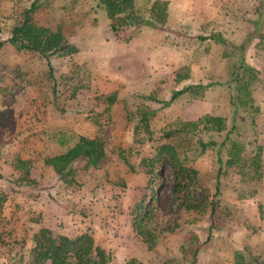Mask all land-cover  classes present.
<instances>
[{"label":"rangeland","instance_id":"rangeland-1","mask_svg":"<svg viewBox=\"0 0 264 264\" xmlns=\"http://www.w3.org/2000/svg\"><path fill=\"white\" fill-rule=\"evenodd\" d=\"M32 1L0 0V264H29L39 223H47L53 235L88 232L100 246L119 240L122 245L107 250L108 264L130 259L138 264H232L235 251L263 264L254 239L264 209L259 207L257 214L255 202L249 203L264 196V0H187L189 8L176 3L164 29L148 26L144 10L136 24L122 26L108 20L96 0H40L33 23L59 33L77 49L70 56L50 57L49 63L8 43ZM135 2L142 9L145 0ZM216 34L230 47L225 58L219 44L197 38ZM236 54L257 72L248 105L237 110L230 81ZM195 85L205 89H191L169 102L173 92ZM109 96L115 98L111 105ZM141 113L149 114L148 133L138 123ZM204 115L223 117L226 130L199 126L186 136L162 137L177 121ZM85 122L100 134L108 156L91 170L84 159L77 161L70 171L74 184L67 185L43 161L62 154L54 141L58 133L76 134L72 129L82 130ZM230 129L229 140L220 147ZM197 139L214 145L200 153ZM162 143L175 146L183 163L197 171L195 196L206 201L203 213L187 211L175 201L168 163H161L156 173L161 179L146 175L145 201L153 197L145 227L153 235L150 250L136 234L126 241L111 237L115 223L124 229L130 216L114 223L113 212L102 217L101 210L75 208L81 193L92 206L98 200L105 204V196H117L111 173L120 176L129 166L122 168L111 156L123 160L122 155L139 166ZM231 151L237 160L227 166ZM21 157L30 162V184L14 168ZM67 211L79 213L85 228H77L76 219L64 221Z\"/></svg>","mask_w":264,"mask_h":264},{"label":"trees","instance_id":"trees-1","mask_svg":"<svg viewBox=\"0 0 264 264\" xmlns=\"http://www.w3.org/2000/svg\"><path fill=\"white\" fill-rule=\"evenodd\" d=\"M97 6L100 7L108 20L120 22L122 26H130L136 24L139 20L138 12L144 10V18L146 24L156 29H164L168 24L169 19V3L166 0H145L143 8L139 9L135 0H96ZM40 0H33L28 9L25 10L22 20L16 24L8 39V43L14 45L16 49L23 51H30L37 53L43 57L47 63L49 58L53 56H70L74 54L77 49L74 46L68 45L63 41V37L43 26H38L32 21V14L39 7ZM113 29L114 26H112ZM198 40H213L214 43L219 44L223 50V57L228 56L227 41L221 35H211L208 37H197ZM3 43L0 42V47ZM232 49V48H231ZM235 55V53H234ZM237 56V57H236ZM236 67L230 78V81L235 84V91L237 95L233 99L234 109L245 107L249 102L248 89L257 78V72L252 67L244 64L242 54H236ZM191 89H205V86L195 85L189 86L182 90L172 93L169 102L174 101L179 96L185 94ZM108 104L111 105L115 98L113 96L107 97ZM248 101V102H247ZM166 104V103H165ZM151 114V113H150ZM148 113H141L138 120L139 125L148 133ZM225 119L220 116L204 115L195 121H177L175 127H168L164 131L162 137L165 139L173 136H180L189 134L199 126L204 131H212L220 133L226 130ZM233 128V127H232ZM137 131V129L135 130ZM223 142L219 145L223 147L229 140V133ZM186 136V135H185ZM59 147L66 148L62 154L46 158L45 164L52 167L54 173L60 178L70 181L71 163L82 158L85 160V168L96 167L101 159L104 158V141L101 138L95 137L88 139L83 136H76L74 134L58 133L56 140H54ZM72 142V146L68 144ZM197 147L200 153H204L206 149L214 145L213 141L203 142L197 139ZM231 144V143H230ZM177 149L170 143H162L158 145L152 156L146 159H141L140 165L145 169V174L148 176L161 179L156 173L161 170V163H168L174 173V187L173 192L176 197V202L187 211H195L198 214L204 212L205 199L196 198V184L197 171L185 165L183 160L177 155ZM228 159L224 162L227 166H232L237 160V155L227 152ZM121 159L128 165L122 155ZM14 166L16 171L23 173V180L29 184L33 182L30 179V165L28 161L16 160ZM132 169V168H130ZM149 179V180H150ZM150 182V181H148ZM218 193V189L216 190ZM215 193V194H216ZM153 197L146 202L145 197L139 201L130 212L133 231L137 236L143 239L150 250L153 248V235L151 231L146 229V224L152 216L149 210ZM212 205L213 202L210 201ZM214 208L211 206V216ZM32 248L30 249L29 264H108L110 261L109 254L99 246H97L88 232H84L75 237H68L65 235H53L48 229L40 228L32 237ZM255 259H250L240 251L233 253L232 264H255ZM124 264H138L135 259H130Z\"/></svg>","mask_w":264,"mask_h":264},{"label":"crops","instance_id":"crops-1","mask_svg":"<svg viewBox=\"0 0 264 264\" xmlns=\"http://www.w3.org/2000/svg\"><path fill=\"white\" fill-rule=\"evenodd\" d=\"M151 1H153V0H151ZM166 1H168V3H169V5H168L169 12L173 9V5L174 4L180 3V2L182 3V5H185L187 8L190 7L189 6V2L187 0H180V1H178V0H166ZM211 1H213L215 4H219L220 3V0H209V2H211ZM78 121L79 122L80 121L84 122V120H78ZM80 128L82 130H77L75 128H74L75 130L72 129V131L76 133V134H74V133L73 134L76 135V136H83V137H86L88 135V137H86L88 139H93V138H95V137L100 135L97 132H93V130H95V129H92V125L90 123H88V122L83 123L82 126H80ZM85 132H87L88 134L85 133ZM77 134H79V135H77ZM72 145L73 144L71 142V143L68 144V147H70ZM62 149L65 150L66 148H62ZM64 150L62 151V153L64 152ZM106 150H107V148H106V145L104 143V153H105V155H104V158L99 161V163L97 164L96 167H99L101 162H103L104 159L107 158L108 153H107ZM26 156H28V155H26ZM50 157H48V158H50ZM111 158H113V160L115 161V163L117 165H120L122 168L126 167L125 166V162L123 160H118L117 157L114 158L112 156H111ZM45 159L43 161L44 165L49 166V165L45 164ZM80 159H82V158H79V159L75 160L73 163H71V170L74 169V166H75L76 162L79 161ZM20 160H23V157H21ZM24 161H28V160H24ZM84 162H85V160H84ZM140 162H141V159L139 160V166L138 165L137 166H132L130 163H128V166H129L128 169H125L120 174V176H114V174L111 173L112 183H114V184L116 183V185L114 186V188H115L114 193L117 196H113V195L105 196V198L103 199L106 202L105 204L98 200L97 202L93 201L95 204H94V206H92L91 203H90V200L87 199L85 193H81L82 194L81 196H84V197L81 199V201H76L77 206L75 208H77L78 210H85L87 208L86 210H91V211H94V212L97 211V210H101L102 217L104 216L105 212L110 213V214H112L111 212H113V215H115L114 223L117 221L118 218L120 219V218H124V217H129L131 210L134 208V206L139 201H141L144 198V196L146 194V191H147V181H148V179H147V176L145 174V171H144L143 167H141V165H140ZM29 165H30V162H29ZM49 167H51V166H49ZM91 168H95V167H88L87 169L91 170ZM130 168H132V169H130ZM51 170L53 171L52 167H51ZM29 177H30L31 180H33L32 179L33 177L31 176V174L29 175ZM69 179H70V181L67 183V185H71V183L73 182L72 174L69 177ZM72 184H74V183H72ZM109 189H111V187ZM92 198H93V200H97L98 197L97 196L96 197L92 196ZM92 198H90V199H92ZM86 201L88 203H85ZM252 203L255 204V206H253V207H254L256 213L258 214L260 209H262V208L264 209V196L262 194H259L257 199H255V198L251 199V203H249V204H252ZM259 207H260V209H259ZM71 212L72 211H69V212L67 211V215L64 216V218H63L64 221H66L67 223H70L71 219H76L74 222L75 223L78 222L77 223L78 224L77 228L80 225L84 226V224L81 223V221L79 220V218H80L79 213H77V212L76 213L75 212L71 213ZM72 214H74V215H72ZM95 215H93V217H95ZM98 215H99V213H98ZM130 222L131 221L129 220V222L127 223V226L124 229H122L123 226L120 227V225L118 226L117 223H115L114 229L111 230V232H110L111 237L114 238L115 236H117L119 239H122V240L125 239V241H126V240H128L127 237L130 238V237L134 236L135 232L133 231L132 224ZM88 224H89V227H91V228L93 227V225L91 224L90 221H88ZM40 225L42 227H39V228H45V229L49 228L50 229V227L47 225V223H41V224L39 223V226ZM108 227L109 226H107L106 228H108ZM39 228L36 230V232L39 230ZM74 228H76V227H74ZM84 228H85V226H84ZM86 230H84V231H86ZM78 233L81 234V232H78ZM255 236L256 237L254 239V242L255 241L259 242V243H256V245L259 246V248H261L259 254L262 253L261 259L263 260V264H264V220H262V222L260 223L259 230L257 231V235L255 234ZM119 244H120L119 240H115L112 245H110V244H107V245L102 244L101 246L97 245V244L96 245L99 246L100 248L104 249L108 253L107 250L111 246H112V248H115ZM120 245H122V243Z\"/></svg>","mask_w":264,"mask_h":264}]
</instances>
